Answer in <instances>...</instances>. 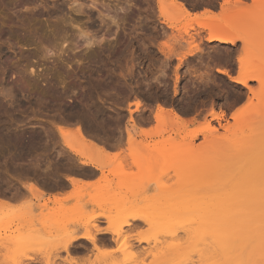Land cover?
<instances>
[{"label": "rangeland", "instance_id": "rangeland-1", "mask_svg": "<svg viewBox=\"0 0 264 264\" xmlns=\"http://www.w3.org/2000/svg\"><path fill=\"white\" fill-rule=\"evenodd\" d=\"M78 1L72 6L70 0H0V65L2 63L3 67L8 65L12 68L11 76L5 79L0 76V79L4 80L2 82L0 80V83L3 86V82L12 81L20 74L26 75L25 79L31 76L39 77L40 79L36 80H40L38 82L41 83L36 82L39 84L38 90L36 87L35 89L31 87V91L35 93L29 92L27 88L25 93L28 92L30 95L22 94L24 96L22 99L19 95V99L18 97L11 101L2 99L3 104L0 101V105L3 106L0 110V132L3 131L0 137L2 135L4 137L5 133H15L17 136L22 134L21 137L25 135L24 138L20 136L17 138L14 134L11 136L21 141L17 142L15 148L10 149L13 152L16 151V155L8 150L4 151L5 153L2 152L0 156V264H160L162 260L155 259L154 255L164 250V243L168 245L176 242L183 244L185 258L190 261L188 264H201V262L209 264L210 261V264H220L219 262L225 264L222 256L217 254L212 257L214 252L211 250L213 245L214 248L220 245V235L224 238L225 230L220 225L222 223L219 222V227L216 224L210 227V222L207 224L206 220L211 218L202 214L198 216L200 214L197 215V213H200V210L192 206L206 203V192L210 189L246 187L245 184H248L246 177L264 165L254 161L259 151H263L264 144L255 146L256 149L253 147L252 152H246L245 147H242L250 138L256 143L258 138L256 131H264V82H262L264 78V0H242L245 1L246 6L243 4L242 8L237 9L234 7L233 0H229L232 2L230 4L232 13L229 11L230 17L222 19L223 23L227 24L226 27L233 31L232 36L236 38L235 45L207 42L206 27L212 22L206 16L196 19L195 16L198 14H193L194 11L202 8L205 12L209 8L208 10L213 13L220 8V13H214L219 15L226 0L222 4H219L218 0H185L193 14L192 17L183 16L177 10L174 11L178 14H174L171 7L166 8L171 11L163 8L164 13L172 12L171 15L169 14L171 20H166L161 15L162 8L159 0H97L99 3H108L111 9L130 8L127 9L128 15H120V19L123 17L124 19L120 20L122 26L120 25L119 29L110 22L108 25L111 29L108 25L102 24L99 13L87 8L91 5L90 0ZM125 1L130 3L125 4ZM79 3L84 4L83 14L76 12ZM98 8L106 13L100 6ZM40 13L42 15H39ZM78 26L84 32L96 33L94 37L97 41L103 40L102 45L88 50L83 43L84 40L78 36L80 34ZM57 29L60 32L64 30L63 35L67 30L69 35L75 36L72 37L74 40L69 37L68 41L59 40L63 44L64 40L67 43L62 44L63 46L59 45L57 50L59 52L52 54L54 56L50 55L52 57L41 59L39 53L37 54V48L41 46L37 45L39 39L51 37L52 32ZM9 30H14L16 33L13 36L5 35ZM62 33L61 38H64L66 34L63 36ZM205 33H207L206 37ZM193 46H199L201 51L179 63V59L189 49L194 48ZM62 47H65L64 51ZM240 60L245 62V67L249 69L248 74L256 76V79L249 81L250 89L216 72V68L220 67L227 69L232 76H237L243 71L239 64ZM1 66L0 75L3 69ZM32 69L33 72H31ZM236 72L237 75H235ZM27 82L30 85L33 84L28 80ZM46 87L57 92L60 99L55 98L59 101L47 96L48 103L45 98H41L43 101L39 100L40 102L37 103V91L45 92L48 89ZM49 100L55 101V104L51 102L53 104L48 105ZM10 102H14L13 105ZM84 103L88 104L85 106H89L88 109L84 108L85 112L82 111L85 107ZM136 103H140L139 109ZM158 104L167 109L173 108L181 116L182 121L176 122L175 119L172 120L166 116L162 125V120L155 118L157 110L154 111V109ZM237 110L241 112L232 116ZM213 112L223 113L224 116L220 120L214 119ZM86 117L93 123L91 124ZM193 117L196 120L194 123L190 121ZM88 122L89 124H86ZM208 122L217 131L214 133L206 131L205 125ZM6 126L9 127V131ZM77 127L83 128L87 137L96 145L95 147L76 145V149L91 160L101 158L103 166L101 170L88 167L85 174L67 173L64 177L83 175L93 178L97 176L96 172L100 171L102 175L98 181L99 187L105 188L110 185L112 189L122 188L123 195L127 189L138 188L139 192L136 196L128 193L125 200L130 199L131 204L135 200L133 198L137 197V202L134 204L140 205V208H132L129 213L123 215L124 217L114 216L110 220L100 216L107 210L106 206L102 210L98 208L99 206L90 203L94 198L95 190H91L90 195L78 198L73 197L75 188L67 191L69 187H62L57 189L60 192L57 203L54 202V198L58 195H55L53 199L47 196L48 192L41 186L43 183L39 182V176L59 179L60 186L63 181L59 173L63 170L60 168L76 169L83 166L80 158L65 147V140H78ZM61 128L64 131L63 134ZM158 128H162L160 129V131L163 130L162 133ZM37 130L38 133H36ZM31 133L32 136L37 135L40 142L29 140L27 136L32 137ZM129 133L138 142L136 148L129 144ZM25 138L27 139L23 140ZM35 142L37 144L34 146ZM160 142H162L161 145H159ZM31 143L33 144L30 145ZM37 145L40 146L37 147ZM113 148H117L119 152L111 153ZM236 154L239 161L236 160ZM243 154L248 155L247 158ZM38 156H42L40 160L37 159ZM252 157H254L253 162L250 160ZM248 158L253 163L252 167ZM233 161L235 163L232 164ZM38 162L42 165H38ZM258 164L261 165L258 166ZM238 166L240 170L237 169ZM53 167L57 168L56 174L50 175L40 171V169L49 170ZM111 171H117L119 174L112 175ZM17 191L19 193L15 195ZM44 204L47 208L42 207ZM73 207H77L82 212L85 210V213L92 212L94 215L92 219L84 217V212L81 216L80 212H77L78 216H75L74 212L67 211L70 208L74 209ZM62 208L66 212H63ZM17 211L23 215H17ZM233 211L222 219H233L236 210L235 213ZM12 212H15L14 215ZM49 212L52 218L48 215ZM237 213L234 219L242 222V227L246 232L248 230V234L252 232L256 234L254 230H262L264 213L257 217L246 210L237 211ZM149 216H155L157 219L167 218L174 222L184 219L186 225L193 219H198V222L190 227L193 228L192 230L189 227L182 229L176 223H172L169 234L166 235L162 233L161 226L154 230L142 220ZM61 219H64L63 223ZM120 220L128 221L129 225L123 227L120 235H110L114 238V242L110 243L107 239L109 235L103 236V234L115 230L116 223ZM27 232L28 237L25 236ZM246 232L235 236L234 239L242 243L243 238L248 235ZM261 232L258 235L264 234L263 231ZM84 233L97 234L95 241L98 247L93 244L94 249L89 256H85L81 251L84 240L73 242L69 253L64 250L62 244L69 237ZM254 234H251V238L254 236L258 238L257 234ZM44 237L46 240L41 239ZM215 238L218 239V244L217 242L213 244L217 240ZM249 238L246 239L249 240ZM262 238H258L261 239L260 243L256 239V242H253L254 238L248 243L249 245L252 243L251 245L255 248L258 244L257 247L260 250L259 244L262 240L264 241ZM120 242L127 244L121 250H119ZM101 243H106V247H103L104 244ZM263 244L264 242L261 245ZM247 246L243 245V248L247 249L249 247ZM262 247L261 252L258 251L259 254L254 251L255 256L250 257L249 264H264V246ZM97 248L110 255L101 256ZM133 254L136 257L135 255L133 257ZM206 255L211 256L206 257ZM217 258L219 261L215 260Z\"/></svg>", "mask_w": 264, "mask_h": 264}, {"label": "bare ground", "instance_id": "bare-ground-1", "mask_svg": "<svg viewBox=\"0 0 264 264\" xmlns=\"http://www.w3.org/2000/svg\"><path fill=\"white\" fill-rule=\"evenodd\" d=\"M91 1V5L89 6V7H87V8H90V9H93V10H95V11H97L98 13H99V19H100V21H101V23L102 24H106V25H108V22H110V23H112L111 25H115L116 27H117V29H119L120 27V25L122 24L121 23V19H124V17L123 18H121L120 19V15H124V16H126V15H128V11H127V9H122V8H120V9H116L115 7V9L114 8H112L111 9V7H110V5L107 3H105V2H102V3H99L97 0H90ZM105 1V0H104ZM187 1V0H186ZM198 1V0H197ZM231 1V0H230ZM229 0H226L225 1V6L224 7H222V12H221V14H219V15H216V14H214L212 11H210V10H206V12H204L202 15L203 16H198V15H196L195 16V18L196 19H201V18H205V16L208 18V19H210L211 20V24L209 25V26H207L206 27V29H207V31H208V37H207V42H209V43H213V42H219V43H221V44H223V45H235V43H236V38L235 37H233L232 36V34H233V31L232 30H230L229 28H227L226 27V25L223 23L224 21H223V17L226 19V18H229L230 17V12H231V7L232 6H230V4L233 2V4L235 5L234 7L237 9V8H240L241 6H243V4H244V2L242 1V0H233L232 2H230ZM70 2H72V6H73V4H76V3H78L79 1L78 0H70ZM122 2V1H121ZM159 2H160V4L159 5H161V15L163 16V17H165L166 18V20H171V18H169V16L172 14V12L174 13V14H176L178 11L180 12V13H182L183 14V16H187V17H192L193 16V14L191 13V11H190V9H188V7H187V3L185 2V0H159ZM200 2V1H199ZM202 2V1H201ZM129 4L130 3V1L129 2H127V1H125V4ZM167 5H166V4ZM209 4V3H208ZM25 5V4H24ZM132 5H135V4H132ZM131 5V6H132ZM164 5H166V6H164ZM245 5V4H244ZM101 7L103 10H105L106 11V13L104 12H102L101 10H100V8H98V7ZM195 6V5H194ZM227 6H230L229 8L227 7ZM246 6V5H245ZM83 7H84V4L82 3V4H80L79 3V6L77 7V9H76V12L77 13H79V14H83ZM128 7V6H127ZM130 7V6H129ZM168 7H171V9H173L172 10V12H168V13H164V10H163V8L165 9V10H168V11H171V10H169V9H166V8H168ZM227 7V8H226ZM132 8V7H131ZM242 8V7H241ZM72 9H73V7H72ZM130 9V8H129ZM128 9V10H129ZM231 9V10H230ZM177 10V12L175 13V11ZM205 10V9H204ZM239 10V9H238ZM238 10H236L238 13H240ZM230 11V12H229ZM130 12V11H129ZM167 12V11H166ZM232 13V12H231ZM170 14V15H169ZM178 14V13H177ZM39 15H42L41 13L39 14ZM118 18V19H117ZM98 19V20H99ZM90 21V20H89ZM75 22V21H74ZM125 21H123V23H124ZM169 22V21H168ZM78 23V22H77ZM173 24V23H172ZM79 25V24H78ZM76 25H74V27H75ZM122 26V25H121ZM169 26V25H168ZM100 27H101V25H100ZM105 27V26H104ZM110 26L108 25V28H109ZM170 27L171 28H174L173 27V25L171 26L170 25ZM67 28V27H66ZM77 28H79V26L77 27ZM123 28V27H122ZM109 29H111V28H109ZM108 29V30H109ZM106 30V29H105ZM62 32H64V30H61ZM79 31H80V34L78 35V36H80L83 40H84V45L86 46V47H88V50L89 49H93L94 47H96V46H101L102 45V43H103V40H101V41H99V39H98V41L96 40V36H95V34L96 33H93L92 34V32L91 33H88V32H84L83 31V29L82 28H79ZM93 31V30H92ZM110 31V30H109ZM108 31V32H109ZM158 31V30H157ZM62 32H60V30L59 29H57V30H54L53 32H52V34H51V37H46V38H43V39H39L40 41L37 43V45L38 44H40L39 46H40V48H37V54L39 53V56H41L42 58L41 59H47L48 57H52V56H54L56 53H58L57 52V50H58V47H60L59 45H62L63 43H61V41L63 40V39H65L66 41H68L67 40V38L69 37V38H71V39H73L72 37H75L74 35H69L68 33V31L67 30H65V36L63 35V33ZM94 32V31H93ZM97 33H98V31H96ZM104 32V31H103ZM159 32V31H158ZM16 32L14 31V30H9V31H7L6 33H5V35L6 34H8V35H14ZM61 33H62V35L64 36V38H61ZM116 34V33H115ZM97 35V34H96ZM1 36V35H0ZM95 36V37H94ZM116 36V35H115ZM68 38V39H69ZM114 38V37H113ZM115 39V38H114ZM242 39V38H241ZM21 40V39H20ZM59 40H61L60 42H59ZM64 40V44H65V41ZM74 40V39H73ZM72 40V41H73ZM105 41V40H104ZM34 43V42H33ZM67 43V42H66ZM63 44V45H64ZM71 44H73V43H71ZM24 45V44H23ZM26 45V44H25ZM28 45V44H27ZM62 45V46H63ZM181 45V44H180ZM38 46V47H39ZM72 46V45H71ZM70 46V47H71ZM75 46V45H74ZM171 46V45H170ZM192 46V45H191ZM200 46V45H199ZM195 47V46H193L194 48H191V49H189L188 51H187V53L185 54V55H183L180 59H179V63H182L183 61H185L186 60V58L189 56H194V55H196L198 52H200L199 51V49H200V47ZM22 47H24V46H22ZM63 48H65V47H62V49ZM103 48V47H102ZM61 49V50H62ZM69 49V48H68ZM73 50H75L74 48H72ZM71 49V50H72ZM78 49V48H77ZM170 50H171V48H170ZM53 51L55 52V53H53ZM62 51H64V49L62 50ZM52 52V53H51ZM65 52H66V50H65ZM65 52H63V53H65ZM86 52V51H85ZM61 53V52H60ZM87 53V52H86ZM52 54H54V55H52ZM50 55H52V56H50ZM172 55V54H171ZM170 55V56H171ZM83 57V56H82ZM185 59V60H184ZM188 59V58H187ZM51 60V58L49 59V61ZM202 60V59H201ZM213 62V61H212ZM240 63L239 64H241V70H243V71H241L237 76H232L230 73H229V71L227 70V69H223V68H220V67H217L216 68V72L217 73H219V74H222V75H224V76H226V77H228L231 81H233V82H236V83H238V84H241L243 87H245V88H247V89H250V86H249V81H251V80H253V79H256L255 77L256 76H252V75H249L248 74V72H247V70H249V69H247V67H245V65H244V61L243 60H240L239 61ZM80 64V63H79ZM1 65H2V63H1ZM0 65V66H1ZM5 65V64H4ZM28 66V65H27ZM1 67H3V65L1 66ZM12 67H14V66H12ZM209 68H210V66H208ZM207 67V68H208ZM30 68V67H29ZM11 69L12 68H9V66L7 65V66H5V67H3V69H2V75H0V76H3L2 78H8L9 77V75L11 74ZM16 70V69H15ZM207 70V69H206ZM13 71V70H12ZM20 71V70H19ZM22 71V70H21ZM31 72H33V69L31 70ZM210 72V71H209ZM13 73V72H12ZM204 73V72H203ZM211 74V73H210ZM207 75V74H206ZM11 76V75H10ZM25 76L26 75H24V74H20L19 75V77H17L16 79H14L13 78V80L12 81H8V80H6L5 81V83L3 82V86L1 85L2 83H0V85H1V88H0V101H2V99H9L10 101L11 100H14L15 98H17L19 95H21V99H22V97H24V96H22V94H24L25 96H26V94L28 93V92H26L25 93V90L28 88V91L30 92L31 91V87L32 88H34L35 89V87H36V89L38 90V86H39V84H41L40 82H38V81H40V80H36V79H38L39 77H37V78H32V76H31V78H28V79H25ZM40 76V75H39ZM58 76V75H57ZM51 77H53V76H51ZM205 78V77H204ZM40 79V78H39ZM51 79V78H50ZM178 79V78H177ZM201 79V78H200ZM1 80V79H0ZM26 80V81H25ZM27 80L28 81H30V82H33V84H29V82H27ZM48 80V79H47ZM53 80H55V79H53ZM60 80V79H59ZM207 80H209V79H207ZM263 81L262 82H264V78L262 79ZM2 81H4L3 79L1 80V82ZM36 82H38V83H36ZM53 82V81H52ZM38 84V85H37ZM44 85H45V83H44ZM52 85V84H51ZM54 85V84H53ZM59 85V84H58ZM80 86V85H79ZM95 86V85H94ZM48 87H50V85L48 86ZM48 87H46V88H48ZM52 87H54V86H52ZM51 87V88H52ZM75 87V86H74ZM128 87V86H127ZM30 89V90H29ZM74 89V88H73ZM36 90V91H37ZM46 90V89H45ZM33 91V90H32ZM31 91V92H32ZM42 92V91H41ZM38 92L37 91V94L36 95H38L37 96V103H38V101L39 100H41V101H43V99L45 98L46 100L45 101H47V96L48 97H52L53 99H55V100H57L55 97H57V98H59V95L57 94V92L54 90H52V89H47V91H45V92ZM64 92V91H63ZM72 92V91H71ZM33 93H35L34 91H33ZM39 93V94H38ZM60 93V92H59ZM29 94V93H28ZM61 94V93H60ZM63 94V93H62ZM66 93L64 92V95H65ZM68 94V93H67ZM30 95V94H29ZM32 95H34V94H32ZM58 95V96H57ZM64 95L63 96H61L60 95V97H64ZM66 97H67V95H66ZM65 97V98H66ZM41 98H43V99H41ZM51 98V99H52ZM64 98V99H65ZM18 99H19V97H18ZM50 99V98H49ZM50 99V100H51ZM60 99V98H59ZM61 99H63V98H61ZM72 99V98H71ZM86 99V98H85ZM8 100V101H9ZM50 100H49V104L48 105H50V103L51 102H53V101H51L50 102ZM67 100V99H66ZM65 100V101H66ZM16 101V100H15ZM45 101H44V103H45ZM57 101H59V100H57ZM64 101V102H65ZM84 101V100H83ZM3 102L4 101H2V104H3ZM22 102V101H21ZM40 102V101H39ZM55 102V101H54ZM53 102V103H54ZM63 102V103H64ZM98 102V101H97ZM10 103H12V105H13V103L14 102H10ZM16 103V102H15ZM43 103V102H42ZM41 103V104H42ZM43 103V104H44ZM46 103H48V101L46 102ZM45 103V104H46ZM53 103H51V105L53 104ZM60 103V102H59ZM76 103V102H75ZM80 103H82L83 104V102H80ZM0 104H1V102H0ZM8 104V103H7ZM17 104V103H16ZM40 104V105H41ZM55 104V103H54ZM67 104V103H66ZM79 104V103H78ZM20 105V103L18 104V106ZM39 105V104H38ZM37 105V106H38ZM77 105V104H76ZM85 105H88L87 103H84V105L83 106H85ZM94 105V104H93ZM97 105V104H96ZM0 106H2V105H0ZM44 106V105H43ZM42 106V107H43ZM45 106H47V105H45ZM55 106V105H54ZM81 106V105H80ZM82 106V107H83ZM136 106L138 107V109H139V107H140V103H136ZM14 107V106H13ZM39 107V106H38ZM57 107V106H56ZM62 107V106H61ZM79 107V106H78ZM82 107H80V108H82ZM88 107L89 106H85V107H83V110L82 111H84L85 109L84 108H87L88 109ZM113 107V106H112ZM111 107V108H112ZM2 108H3V106L1 107V109L0 110H2ZM20 108V107H19ZM73 108V107H72ZM8 109V108H7ZM13 109V108H12ZM52 109V108H51ZM110 110V109H109ZM116 110V109H115ZM150 110V109H149ZM88 111V110H87ZM98 111V110H97ZM103 111H104V109H103ZM114 111V110H113ZM10 112V111H9ZM80 112H81V110H80ZM85 112V111H84ZM241 112V110H237L232 116H236V115H238L239 113ZM3 113V112H2ZM62 113V112H61ZM78 113H79V110H78ZM4 114V113H3ZM12 114V113H11ZM77 114V113H76ZM80 114V113H79ZM97 114V113H96ZM109 114V113H108ZM9 115V114H8ZM61 115V114H60ZM15 116V115H14ZM13 116V117H14ZM84 116H86V114L84 115ZM83 116V117H84ZM140 116V115H139ZM170 117V118H172V120H174V121H176L177 122V120H181L182 121V119H181V116L177 113V112H175V110H173V108L172 109H167V108H165L164 106H162V105H157V113H156V115H155V118L156 119H161L162 121H161V124H162V122H163V120H164V118L165 117ZM224 116V114L223 113H216V112H213L212 113V118H214V119H217V120H220L222 117ZM70 117V116H69ZM68 117V118H69ZM79 117H80V115H79ZM124 117V116H123ZM142 117V116H141ZM145 117V116H144ZM17 118V117H16ZM62 118V117H61ZM67 118V119H68ZM74 118V117H73ZM78 118V117H77ZM81 118V117H80ZM119 118V117H118ZM140 118V117H139ZM3 119V118H2ZM59 119H60V117H59ZM84 119V118H83ZM82 119V120H83ZM86 119H87V117H86ZM104 119V118H103ZM120 119V118H119ZM213 119V120H214ZM65 120V119H64ZM88 120V119H87ZM157 120V121H158ZM3 121V120H2ZM6 121V120H5ZM77 121V120H76ZM75 121V122H76ZM85 121V120H84ZM89 122H90V120H88ZM143 121V120H142ZM145 121V120H144ZM160 121V120H159ZM20 122H21V120H20ZM86 122V121H85ZM89 122L88 123H86V124H89ZM91 124L93 123V122H90ZM75 124V123H74ZM95 124V123H94ZM101 124V123H100ZM99 124V125H100ZM138 124V123H137ZM211 123L210 122H208L205 126H206V128H205V130L206 131H208L209 133H211V132H215V131H217L216 129H214V127H212L211 125H210ZM82 125V124H81ZM81 125H79V126H81ZM162 125H164V122H163V124ZM162 125H160L161 127H162ZM85 126V125H84ZM88 126V125H87ZM92 126V127H91ZM90 127L91 128H93V125H91ZM1 127V126H0ZM7 127V126H6ZM17 127V126H16ZM48 127V126H47ZM50 127V126H49ZM86 127V126H85ZM89 127V126H88ZM98 127V126H97ZM99 127H101V126H99ZM8 128L9 127H7V131H9L8 130ZM5 129V128H4ZM43 129V128H42ZM159 129V131H160V129H162V128H158ZM3 130V129H2ZM44 130V129H43ZM49 130H50V128H49ZM63 129L61 128V133L63 134L64 133V131H62ZM99 130V129H98ZM5 131V130H4ZM51 131V130H50ZM55 131V130H54ZM161 131H163V130H161ZM160 131V132H161ZM1 132H3V131H1ZM1 132H0V135H1ZM6 132V131H5ZM10 132H12V131H10ZM15 132V131H14ZM105 132V131H104ZM36 133H38V130H37V132ZM52 134H53V132H51ZM162 133V132H161ZM4 134V133H3ZM7 134V135H6ZM9 134H11V135H9ZM12 134H14L15 135V133H5V136L4 137H0V156H1V154H3L2 152H7L8 150L10 151V152H13L12 150H10L11 148H15L16 147V145H17V142H21V141H18L17 139H15V138H13V137H11L12 136ZM25 134V133H24ZM29 134V133H28ZM27 134V135H28ZM46 134H47V136H48V133L46 132ZM45 134V135H46ZM66 134V133H65ZM76 134H78V140L77 141H70V140H65V147H66V149L67 150H69L72 154H74V155H76V156H78L79 158H80V160H81V164L82 165H84V166H88V167H90L91 169L92 168H94L95 170H101L102 169V166H103V164L101 163V158L100 159H98V160H91V159H89V158H87L83 153H81V152H79L77 149H76V145H84V146H87V147H92V146H94L95 147V142L93 143V141H91L88 137H87V135H86V133H85V131L83 130V128H81V127H77V132H76ZM156 134V133H155ZM13 135V136H14ZM20 135H22V134H20ZM19 134H18V136H20ZM34 135V134H33ZM50 135V134H49ZM256 135H258V138H257V140H256V143H254V141L253 140H251V138L247 141V142H245L246 144H244L242 147H245V149H246V152H252L253 151V149L255 148V146H259V145H261V144H264V131H256ZM17 138H18V136H17V134L15 135ZM14 136V137H15ZM31 136H32V133H31ZM90 136V135H89ZM21 137V136H20ZM23 138L25 137V135L24 136H22ZM21 137V138H22ZM27 137H29V140H37V135H34V136H32V137H30V135H28ZM43 137V136H42ZM41 137V138H42ZM256 137V136H255ZM91 138V137H90ZM94 138V137H93ZM27 138H25V139H23V140H26ZM49 139V138H48ZM21 140V139H20ZM22 140V141H23ZM101 140V139H100ZM103 140V139H102ZM120 140V139H119ZM166 140V139H165ZM251 140V141H250ZM48 141V140H47ZM50 141V140H49ZM29 142V141H28ZM27 142V143H28ZM25 144H26V142H24ZM52 144H53V142H51ZM138 142L133 138V136L132 135H130V133H129V144L132 146V147H134L135 146V148L137 147V144ZM161 143L162 142H160V144L159 145H161ZM165 143H166V141H165ZM19 144V143H18ZM24 144V145H25ZM33 143H31L30 145H32ZM35 144H37L36 142L33 144L34 146H35ZM45 144V143H44ZM243 144V143H242ZM20 145V144H19ZM103 145V144H102ZM101 145V146H102ZM23 146V145H22ZM26 146V145H25ZM29 146V145H28ZM47 146V145H46ZM115 146V145H114ZM31 147V146H30ZM48 147V146H47ZM254 147V148H253ZM23 149H24V147H22ZM49 148V147H48ZM37 149V148H36ZM256 149V148H255ZM238 151H240V149H237ZM4 152V153H5ZM25 152V151H24ZM241 152V151H240ZM14 153V155H16L15 153H16V151L15 152H13ZM234 153V152H233ZM256 153V152H255ZM12 154V153H11ZM246 154H248V153H246ZM10 155V154H9ZM36 155V154H35ZM233 155V154H232ZM235 155V154H234ZM244 155V154H243ZM24 156V155H23ZM23 156H21V157H23ZM236 160H238V155L236 154ZM245 156V155H244ZM248 156V155H247ZM247 156H245V158H247ZM18 157V156H17ZM20 157V156H19ZM42 157V156H41ZM106 157V156H105ZM45 158V157H44ZM43 159V158H42ZM49 159V158H48ZM118 159V158H117ZM253 159H254V157H252V158H250V160L253 162ZM235 160V159H234ZM243 160H245V159H243ZM248 160H249V158H248ZM249 160V161H250ZM119 161V160H118ZM239 161V160H238ZM250 161V167H252V162ZM255 161V163H261V164H264V148H263V151H259V154H257V156H256V159L254 160ZM30 162V161H29ZM24 163V162H23ZM233 163H235L234 161L232 162V164ZM241 163V162H240ZM239 163V164H240ZM230 164V163H229ZM228 164V165H229ZM243 164V163H242ZM261 164H258V166L259 165H261ZM27 165V164H26ZM237 165V164H236ZM235 165V166H236ZM30 166V165H29ZM240 166V165H239ZM237 167V169H239L240 167H242V166H240V167ZM245 166V165H244ZM257 166V167H258ZM19 167H21V166H19ZM25 167V166H24ZM27 167V166H26ZM228 168H230V167H228ZM240 170V169H239ZM93 171V170H92ZM93 173V172H92ZM111 174L112 175H117V174H119L117 171H111ZM25 175V174H24ZM124 176V175H123ZM122 176V177H123ZM85 177V176H84ZM79 178V177H78ZM77 177H76V175L74 176V175H70V176H67V179H68V181H71L73 184H74V188H75V192L73 193L74 194V196L73 197H78V198H80V197H83V196H87V195H90L92 192H91V190H95V193H94V198L91 200V202H90V200H89V202L91 203V204H95V205H97V206H99L98 208H102V210H104L103 208H105V206L107 207V210H105V211H103L104 213H101L100 214V216H102V217H104V218H107V219H110L111 220V218L112 217H114V216H116V218L118 217H120V218H122V217H124L127 213H129V210H131L132 208H140L141 206L140 205H137V204H134V203H136L137 201H136V198H133V199H135L134 201H133V203H131L130 204V199H129V201L126 199L125 200V196L128 194V193H131V194H134L133 196H136L137 194H138V192H139V189L138 188H130V189H127V192H124V195H123V189L122 188H119V189H112L111 188V186L110 185H108L109 187H107V186H105V188H103V187H99V185H98V181L96 182V183H93L92 182V179H91V183H88V181L87 182H83V181H80L79 179H78ZM82 178V177H81ZM85 178H87V177H85ZM127 178V177H126ZM89 179V178H88ZM59 180V179H58ZM90 180V179H89ZM246 182L248 183L247 185L245 184V186L246 187H231V188H225L224 187V189H210V191H208V192H206L207 193V195L205 196V198H206V203H202V204H193V206L192 207H194V209H196V210H200V213H197V215L198 214H200V215H198V216H208V218L210 217L211 219H209V220H206V222H207V224L209 223V226L211 227V226H213V225H215L216 224V226H220V225H222L221 227H223L224 228V230H225V234L223 235L224 236V238L221 236V238H223V240L221 241L220 240V236L219 235H217V236H219V241H220V245L218 244V239L217 238H215V239H217L216 241H214L213 242V244H216L215 242H217V244H218V246L217 247H215L214 248V245L212 246L213 247V249L211 248V250L214 252L212 255V257H214V256H217V254L219 255V256H222L224 259L223 260H225V261H223V262H225V264H249V261H250V257H252L253 255L255 256V254H254V251H257L256 252V254L258 253L259 254V252L258 251H260L261 252V248L263 249V247L262 246H264V244L263 245H261L264 241L262 240V243L261 244H259L260 246H259V248H260V250L258 249V247H257V245L258 244H256L255 246H256V248L258 249V250H255L256 248L254 247V245H249V243L250 242H252L253 240V242H256V240H257V242L258 243H260L261 242V239H258V238H262V239H264V234H260V235H258V233L260 232V233H262L261 231H263L264 232V230H263V226H262V230H260V231H255L254 230V232L257 234V236H258V238L256 237V236H254L253 238H251L252 237V235L251 234H254L253 232L250 234H248V230H247V232H246V230H244L243 229V227H242V222H238V220L236 219H234V217H235V215H236V213H237V211H242V210H246V211H250V213L251 214H254L253 216H261V215H263V213H264V165H263V167L261 168H259L258 170H254L252 173H251V175H249L248 177H246ZM62 181V180H61ZM245 182V183H246ZM56 185V184H55ZM58 185V184H57ZM62 186V185H61ZM120 186H124V185H121L120 184ZM34 187H36L35 186V184H34ZM126 187V186H125ZM38 187H36V189H37ZM59 188V187H58ZM20 189V188H19ZM32 189V188H31ZM34 190H36L35 188H33ZM47 189V188H46ZM34 190H32V191H34ZM38 190V189H37ZM44 190V189H43ZM59 190V189H58ZM57 190V191H58ZM39 191V190H38ZM46 191V190H45ZM56 191V190H55ZM56 191V193H54L55 195H58L56 198H54L55 199V203H57L58 201H59V191L57 192ZM68 191V190H67ZM63 192H65L64 191V189H63ZM34 193H35V191H34ZM40 194H41V191L39 192ZM66 193V192H65ZM3 194V193H2ZM131 194L129 195V196H131ZM16 195V194H15ZM54 196V195H53ZM65 196V195H64ZM72 197V196H71ZM129 198V197H128ZM205 198H204V200H205ZM4 199V198H3ZM132 199V200H133ZM53 202V203H54ZM205 202V201H204ZM246 202H248V203H246ZM42 207H46L47 208V206L44 204ZM74 208V207H73ZM81 208H83V207H81ZM85 209V208H84ZM53 210V209H52ZM55 210V209H54ZM60 210V209H59ZM62 210H63V208H62ZM92 210V209H91ZM90 210V211H91ZM236 212H234V211ZM24 211V210H23ZM42 211V210H41ZM67 211H71V212H74L73 213V215H75V216H78L77 214V212H80V216L82 215V213L85 211H81V210H78V208L77 207H75L74 209H67ZM230 211H233L234 213H235V215H233V219L231 218V219H222L223 218V216H226V215H228V213L230 212ZM4 212V211H3ZM10 212V211H9ZM16 212V211H15ZM14 212V213H15ZM18 212V211H17ZM48 212V211H47ZM52 212H54V211H52ZM63 212H66V210H63ZM14 213L12 212V214L14 215ZM57 213V212H56ZM85 213V212H84ZM166 213H167V211H166ZM11 214V215H12ZM17 215L18 214H20V212H18V213H16ZM22 214V213H21ZM20 214V215H21ZM47 214V213H46ZM52 214V213H51ZM182 214V213H181ZM202 214V215H201ZM239 213H237V215H238ZM250 214V215H251ZM19 215V216H20ZM23 215V214H22ZM48 215H50V212L48 213ZM84 215V217H89V219L94 215V213H92V212H86L85 214H83ZM124 215V216H123ZM16 216V215H15ZM31 216V215H30ZM55 216H57V215H55ZM12 217V216H11ZM24 217V216H23ZM83 217V218H84ZM232 217V216H231ZM21 218H22V216H21ZM26 218V217H25ZM50 218H52L51 217V215H50ZM80 218V217H79ZM78 218V219H79ZM96 218V217H95ZM251 218H252V216H251ZM7 219V218H6ZM5 219V220H6ZM19 219V218H18ZM54 219L56 220V218L54 217ZM92 219V218H91ZM253 219V218H252ZM251 219V220H252ZM255 219V218H254ZM8 220V219H7ZM24 220V219H23ZM38 220H39V218H38ZM62 220V219H61ZM64 220V219H63ZM62 220V223L64 222ZM93 220H94V218H93ZM92 220V221H93ZM144 222H146L148 225H150L151 227H153V229L154 230H156L157 229V227H159V226H161V229H162V233H164V234H166V235H168L169 234V230H170V227L172 226L171 224L172 223H176L177 224V226L178 227H180V228H182V229H186L187 227H192V225H196L197 224V222H198V219H193V220H190V221H188V225H186L185 223V221L186 220H184V219H179L178 221H176V222H174V221H172V220H169V219H167V218H163V219H157L155 216H149V217H146V218H144V219H142ZM259 220V219H258ZM12 221V220H11ZM31 221V220H30ZM49 221V220H48ZM51 221V220H50ZM49 221V222H50ZM54 221V220H53ZM52 221V222H53ZM81 221V220H80ZM243 221V220H242ZM38 222V221H37ZM45 222H46V220H45ZM90 222V221H89ZM110 222H112V223H115V222H117V221H110ZM219 222H221L222 224H220L219 225ZM262 222V221H261ZM61 223V222H60ZM218 223V224H217ZM240 223H241V225H240ZM243 223H245V221H243ZM247 223V222H246ZM253 223V222H252ZM255 223V222H254ZM257 223V222H256ZM45 225H47L46 223H44ZM54 224H57V223H55L54 222ZM117 224V227H116V229L115 230H113V231H109V232H106L105 234H107V235H111V236H115V235H120L121 233H122V231H123V227L124 226H127V225H129V223H128V221H124V220H120L118 223H116ZM191 224V225H190ZM239 224V225H238ZM260 224V223H259ZM69 225V224H68ZM90 225V224H89ZM44 226V225H43ZM215 226V227H216ZM247 226V225H246ZM245 226V227H246ZM257 226H258V224H257ZM259 226H261V225H259ZM49 227H51V226H49ZM206 227H208L207 225H206ZM217 227V228H218ZM249 228L251 227V226H248ZM60 228H62V227H60ZM216 228V229H217ZM258 228V227H257ZM30 229V228H29ZM191 229V228H190ZM193 229V228H192ZM191 229V230H192ZM255 229V228H254ZM28 230V229H27ZM189 230V229H188ZM252 230V229H251ZM184 231H186V230H184ZM249 231H250V229H249ZM50 232V231H49ZM99 232H100V230H99ZM221 232V231H220ZM246 232V234H248V235H250V236H246V238H249V240L248 239H246V238H243L244 239V241L245 240H247V242L245 241V243H241V242H239V240H237L236 238V240L234 239V237L235 236H237V235H241V234H244ZM47 233H48V231H47ZM186 233V232H185ZM188 233H191L190 231H188ZM19 234H21V233H19ZM18 234V235H19ZM30 234V233H29ZM32 234V233H31ZM216 234H218V232H217V230H216ZM256 234H254V235H256ZM24 235V234H23ZM28 235V232H27V234L25 235V236H27ZM97 235V234H96ZM96 235H91V234H88V233H84V234H77V235H73V236H71V237H69L66 241H65V243H63L62 245H63V248H64V250L66 251V252H68L69 253V248H70V245L73 243V242H76L77 240H87V241H89V242H91L92 244H94L95 246H97L96 245ZM189 236L191 235V234H188ZM194 235V234H193ZM197 235V234H196ZM58 236V235H57ZM216 236V237H217ZM245 236V235H244ZM28 237V236H27ZM30 237V236H29ZM215 237V236H214ZM50 238V237H49ZM257 238V239H256ZM32 239V238H31ZM40 239V238H39ZM41 239H43V240H46L45 239V237L44 238H41ZM48 239V238H47ZM234 239V242H232V240ZM250 239H253V240H251L250 241ZM256 239V240H255ZM38 240V239H37ZM113 240H114V238H113ZM213 240V239H212ZM241 240H242V238H241ZM103 241V240H102ZM109 241H110V239H109ZM40 242H43V241H40ZM108 242V241H107ZM206 242V241H205ZM249 242V243H248ZM44 243V242H43ZM42 243V244H43ZM121 243V242H120ZM119 243V245H120V249L119 250H121V248H123V247H126V245L127 244H125L124 242H122L121 244ZM185 243V242H184ZM247 243V244H246ZM38 244V243H37ZM41 244V243H40ZM45 244V243H44ZM101 244H104V243H101ZM106 244V243H105ZM104 244V246L103 247H106V245ZM165 245V248L163 247V249L164 250H160V252H158L156 255H154V257H155V259H159V260H162V263L160 262V264H188V263H190V261H188V260H186V258H185V250H183V244L180 242V243H178V242H176V243H172V244H166V243H164ZM206 244V243H205ZM210 244V243H209ZM47 245V244H46ZM118 245V244H117ZM243 245L246 247L247 245L250 247H248L247 249L246 248H243ZM57 246V245H56ZM60 246H61V243H60ZM58 247H59V245H58ZM74 247H75V245H74ZM73 247V248H74ZM82 247V246H81ZM98 247V246H97ZM211 247V246H210ZM60 248V247H59ZM62 248V247H61ZM207 248V247H206ZM216 248H218L217 249V251L215 250ZM56 249H57V247H56ZM109 249V248H108ZM57 250H59V249H57ZM77 250V249H76ZM216 252H215V251ZM18 251V250H17ZM71 251H72V249H71ZM97 251L98 252H101V256H103V257H106V256H108V255H110L108 252H106V251H101V249H98L97 248ZM210 251V250H209ZM75 253V252H74ZM212 252H210V254H211ZM114 254V253H113ZM263 254H264V251H263ZM134 255L135 254H133V257H134ZM208 255H206V257H207ZM211 255H209L208 257H210ZM253 256V257H254ZM100 256H98V258H99ZM135 257H136V255H135ZM203 257V256H202ZM252 257V258H253ZM203 258H205V257H203ZM252 258H251V260H252ZM206 259V258H205ZM219 258H217V259H215L216 261L218 260ZM222 259V258H221ZM190 260V259H189ZM126 261V260H125ZM219 261V260H218ZM192 262H193V260H192ZM195 262V261H194ZM211 262V261H210ZM210 262H209V264H210ZM253 262V261H252ZM220 264H222L221 262H219ZM251 263V262H250ZM153 264H155V263H153ZM193 264V263H192ZM201 264H202V262H201ZM204 264V263H203ZM218 264V263H217ZM256 264V263H255Z\"/></svg>", "mask_w": 264, "mask_h": 264}, {"label": "flooded vegetation", "instance_id": "flooded-vegetation-1", "mask_svg": "<svg viewBox=\"0 0 264 264\" xmlns=\"http://www.w3.org/2000/svg\"><path fill=\"white\" fill-rule=\"evenodd\" d=\"M218 3L220 4V2H219V0H218ZM39 140V137H37V143L38 142H40V140ZM40 145H37V147H39ZM39 155V154H38ZM40 158L41 157H39L38 156V160H40ZM42 160H44V159H42ZM38 165H42L40 162H38L37 163ZM88 168V166H80V168H76V169H74V168H66V167H63V168H60L61 170H63L62 172H59L60 173V175H62V186L60 185H57L58 184V180L56 179V178H54V177H51V176H47V177H40L39 176V178H38V180H39V182H42L43 183V185H41V186H43L44 187V189L47 191H49V190H57V189H60V188H62V187H65V186H67L68 187V185H69V181H68V179H67V177H64V175H66L67 173H84L85 174V171L86 170H88L87 169ZM57 168H50L49 170H41L40 169V171H43V173H46V174H50V175H52V174H56L57 173ZM67 171V172H66ZM98 172V171H97ZM38 184V183H37ZM56 184V185H55ZM40 185V184H39ZM59 187V188H58ZM47 188V189H46ZM23 189H25V188H23ZM11 194H12V192H10ZM17 193H19L18 191L15 193L16 195H17ZM102 223H106L105 221H102ZM103 236H107L106 234H103ZM103 236H101V237H103ZM107 237H109V238H107ZM106 238L109 240L110 239V243H113L114 242V240H113V238L109 235V236H107ZM101 239H99V241H100ZM81 251L83 252V254L85 255V256H89L90 255V252H92L93 251V249H94V245L91 243V242H89V241H87V240H84L83 241V243L81 244Z\"/></svg>", "mask_w": 264, "mask_h": 264}, {"label": "crops", "instance_id": "crops-1", "mask_svg": "<svg viewBox=\"0 0 264 264\" xmlns=\"http://www.w3.org/2000/svg\"><path fill=\"white\" fill-rule=\"evenodd\" d=\"M219 2H220V4H222L223 2H224V0H219ZM214 11V10H213ZM205 12V10H204V8H202V9H198V10H196V11H194L193 12V14L194 13H197L198 15H202L203 13ZM214 13H216V14H218V13H220V8H218V10L217 11H214ZM205 37L207 36V33H205V35H204ZM235 75H237V72H236V74ZM157 110V107H155V109H154V111H156ZM157 112V111H156ZM190 121L192 122V123H194L196 120H195V117H193V118H191L190 119ZM117 152H119L118 150H117V148H113L112 150H111V153H113V154H115V153H117ZM97 173V176L96 177H93V178H90V177H87V176H85V177H87V178H85L83 175H79V176H76L80 181H83V182H87L88 181V183H91L90 181H91V179H92V182L93 183H96L100 178H101V172L100 171H98V172H96ZM82 177V178H81ZM90 180H89V179ZM68 187H69V190L68 191H72L73 189H74V184L71 182V181H69V185H68ZM47 196H49L51 199H53L54 198V196H55V194L54 193H56V192H54L53 190H47ZM54 192V193H53ZM57 194V193H56ZM54 195V196H53Z\"/></svg>", "mask_w": 264, "mask_h": 264}]
</instances>
